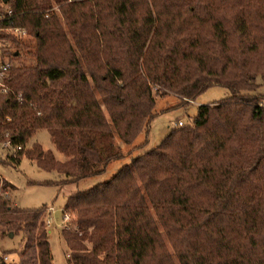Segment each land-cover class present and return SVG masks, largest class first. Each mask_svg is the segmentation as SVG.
Segmentation results:
<instances>
[{
	"label": "trees",
	"instance_id": "obj_1",
	"mask_svg": "<svg viewBox=\"0 0 264 264\" xmlns=\"http://www.w3.org/2000/svg\"><path fill=\"white\" fill-rule=\"evenodd\" d=\"M55 1L59 15L49 0H0V32L35 39L30 63L3 71L0 144L15 148L13 164L25 155L63 184L99 176L124 157L115 140L148 132L154 91L181 105L212 86L230 93L69 195L66 264H174L165 239L177 264H264V95L253 94L264 81V0ZM9 39L18 58L25 47ZM41 130L65 161L34 145L24 153ZM7 185L0 241L22 235L18 264H53L41 211L11 206Z\"/></svg>",
	"mask_w": 264,
	"mask_h": 264
},
{
	"label": "rangeland",
	"instance_id": "obj_2",
	"mask_svg": "<svg viewBox=\"0 0 264 264\" xmlns=\"http://www.w3.org/2000/svg\"><path fill=\"white\" fill-rule=\"evenodd\" d=\"M6 2L7 0H2V4ZM49 2L51 6L49 12H55L59 15V4H56L55 0H49ZM62 25L65 29L63 22ZM14 29L2 30L0 33L16 40L25 49L20 50L21 55L18 58H10L8 54L13 53L18 48L15 47V44H10L11 39L0 38V61H5L10 66L29 64L31 60L29 52L31 53L34 49L35 39L26 30H20V33H17ZM1 45L9 47L4 55H2ZM256 83L258 87L253 94L264 95V81L257 79ZM1 85L3 84L1 83ZM1 85L0 94H3L7 90ZM229 96L230 93L226 88L212 86L199 94L194 101L181 105L178 97L172 94L162 96L154 91L155 117L149 125L148 132H141L131 145H125L115 140L116 144L120 146L124 157L111 162L102 175L85 178L76 183L63 184V177L56 169H44L35 160H30L25 155L21 158L19 164H13L10 158H14L15 148L4 147L0 144V180L8 183L7 188L1 191V195L13 207L41 211L40 220L47 231L52 263L66 264L69 252L61 236V231H73L74 229L71 215L66 214L68 222L63 220L65 215L63 211L69 195L77 191L87 190L98 183L109 180L122 166L130 165L131 159L154 149L169 131L176 127L178 122H181L184 126L191 125L193 119L197 116L199 107L218 103L229 98ZM33 145L34 147H41L43 151H50L53 154L54 161H65V157L52 144L47 131H37L26 143L24 153L25 150L32 149ZM138 146H140L138 149L134 148ZM49 208H52L53 211L49 212ZM47 217L53 222L50 227L46 224ZM65 224L67 226L64 228ZM165 245L172 256L174 264H177L172 248L166 239ZM22 249V235H7L5 233L0 241V255L6 264H18Z\"/></svg>",
	"mask_w": 264,
	"mask_h": 264
},
{
	"label": "built area",
	"instance_id": "obj_3",
	"mask_svg": "<svg viewBox=\"0 0 264 264\" xmlns=\"http://www.w3.org/2000/svg\"><path fill=\"white\" fill-rule=\"evenodd\" d=\"M14 31L17 32V33H20V30L17 29V28H15ZM9 67H10V65H9L8 63H5L4 65H0V85H1V83H2L3 71H4L5 69L9 68ZM1 86H3V85H1ZM2 90L5 91L4 89H2ZM182 126H184V125H183L181 122H178V123L176 124V127H182ZM3 146H4V147H6V146L9 147V143H7V144H5V145H3ZM48 211H49V212H52L53 209H52V208H49ZM63 220L66 221V222H68V216H67V215H64ZM46 224H47V226H49V227L53 224L52 220H50L49 217H47V219H46ZM66 226H67V224H65L64 228H65Z\"/></svg>",
	"mask_w": 264,
	"mask_h": 264
}]
</instances>
